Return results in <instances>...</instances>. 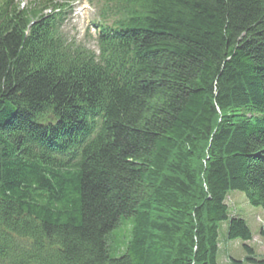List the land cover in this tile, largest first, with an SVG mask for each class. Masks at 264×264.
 <instances>
[{"label":"trees","instance_id":"16d2710c","mask_svg":"<svg viewBox=\"0 0 264 264\" xmlns=\"http://www.w3.org/2000/svg\"><path fill=\"white\" fill-rule=\"evenodd\" d=\"M98 2L95 55L0 0V264H218L228 192L264 209V0Z\"/></svg>","mask_w":264,"mask_h":264},{"label":"rangeland","instance_id":"374dc122","mask_svg":"<svg viewBox=\"0 0 264 264\" xmlns=\"http://www.w3.org/2000/svg\"><path fill=\"white\" fill-rule=\"evenodd\" d=\"M18 1L21 3V5L24 6L25 4L30 3L33 0ZM55 1L57 3H63L68 6L67 19L65 25H63L62 27L66 36L69 39L79 41L80 43L85 42L89 47L93 48L95 42L91 40V37H85L86 33L91 34L93 32L92 26L89 27V25L90 21L96 17V11H94V8L91 6L89 7V5L85 3L87 1L90 3V0ZM225 202L228 208V219L230 217L242 218L246 222V225L248 226L252 234V238L248 242H243L240 239H228L226 236L228 219L220 222L218 226V251L216 254V262L218 264H228L230 259L233 258L235 260L243 261V264H255L249 262L246 259L250 256V254L246 253L243 250L242 244H247L251 247V249L253 250L252 257H254L255 259H261L263 257L264 209L260 206L249 204L245 195L237 190L228 192ZM131 227V219L126 218L122 220L120 225L110 231L108 236H110L111 240H108L107 242L109 244V251L112 256H119L124 251L123 245L129 239Z\"/></svg>","mask_w":264,"mask_h":264}]
</instances>
